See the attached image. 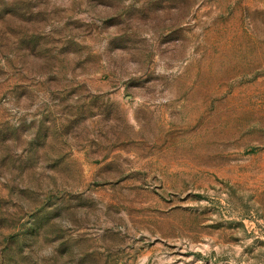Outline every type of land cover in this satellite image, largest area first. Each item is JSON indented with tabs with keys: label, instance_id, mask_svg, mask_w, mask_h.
<instances>
[{
	"label": "rangeland",
	"instance_id": "374dc122",
	"mask_svg": "<svg viewBox=\"0 0 264 264\" xmlns=\"http://www.w3.org/2000/svg\"><path fill=\"white\" fill-rule=\"evenodd\" d=\"M0 264H264V0H0Z\"/></svg>",
	"mask_w": 264,
	"mask_h": 264
}]
</instances>
